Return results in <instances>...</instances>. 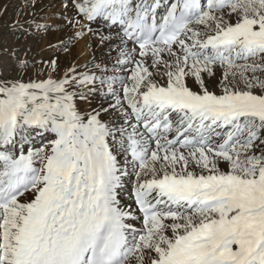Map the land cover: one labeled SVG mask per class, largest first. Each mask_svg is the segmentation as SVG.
<instances>
[{
  "label": "snow or ice",
  "instance_id": "obj_1",
  "mask_svg": "<svg viewBox=\"0 0 264 264\" xmlns=\"http://www.w3.org/2000/svg\"><path fill=\"white\" fill-rule=\"evenodd\" d=\"M32 7L0 37V264H264V0Z\"/></svg>",
  "mask_w": 264,
  "mask_h": 264
},
{
  "label": "bare ground",
  "instance_id": "obj_2",
  "mask_svg": "<svg viewBox=\"0 0 264 264\" xmlns=\"http://www.w3.org/2000/svg\"><path fill=\"white\" fill-rule=\"evenodd\" d=\"M27 1L28 0H0V3H1V9H0V11L2 10L1 12L4 13L2 15V17L4 18L3 21H4V24H5V25L3 24L4 25L3 28H5V30L4 29H1L0 32L7 31V30L10 31L8 27L6 28V24L7 23H10L13 19H15L17 17H19L20 19L24 17V13L17 12L15 14H12V10L14 8H16L15 6L16 5H19V3H22V2L25 3ZM54 1L57 4L60 3V0H54ZM30 18H31V12H28V19H30ZM28 19H26V20H28ZM54 22L56 24L62 23V21H60L59 19H56ZM58 35H61V32L60 31H55V32L50 33V35L47 37V41H46L45 46H43L41 48L40 47H37L38 49H37L36 52H38V54L40 56L51 55L50 52H44L43 49L46 47L47 42H48L49 39H52L53 41H55V38ZM89 54L90 53H89V48H88V41L87 40H82L81 45L78 44L77 47H74L72 49L71 56H69V57L66 58L63 54H61V63L63 64L67 60L76 59V61L78 63L83 64L89 58Z\"/></svg>",
  "mask_w": 264,
  "mask_h": 264
},
{
  "label": "rangeland",
  "instance_id": "obj_3",
  "mask_svg": "<svg viewBox=\"0 0 264 264\" xmlns=\"http://www.w3.org/2000/svg\"><path fill=\"white\" fill-rule=\"evenodd\" d=\"M33 2H34V0H28L25 3L22 2L23 4L19 3V5H16L15 6L16 8H14L12 10V14L20 12V13H24V17L21 19L19 17H17L15 19H13L12 21H15L16 19H20L21 21H24V20L28 19V12H31V14H32L34 11H38V8L32 7ZM56 4L57 3L54 0H39V6L44 8V15H45L44 22H46L48 24H52V25L56 24L54 21L57 19V17L54 15V13L58 14L61 11V9L58 6L53 7V5H56ZM57 5H59V3ZM0 9H1V3H0ZM1 11H0V30L1 29L5 30V28H3V26L5 25L4 21H3L4 18L2 17V15L4 13H2ZM8 24L9 23L6 24V28H7ZM0 37L8 38L9 40L13 39L12 33L8 30L0 32ZM47 37L48 36L44 37V39L39 41V43H36L35 41H30L33 44L34 51H37V49H38L37 47L41 48V47L45 46L46 41H47ZM81 43H82V40L77 41L75 43L74 47H77L78 44L81 45Z\"/></svg>",
  "mask_w": 264,
  "mask_h": 264
}]
</instances>
